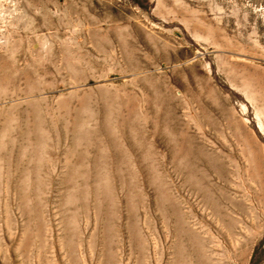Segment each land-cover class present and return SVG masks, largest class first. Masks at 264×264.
I'll return each mask as SVG.
<instances>
[{
  "label": "rangeland",
  "instance_id": "374dc122",
  "mask_svg": "<svg viewBox=\"0 0 264 264\" xmlns=\"http://www.w3.org/2000/svg\"><path fill=\"white\" fill-rule=\"evenodd\" d=\"M206 55L264 124V0H0V264H264V140Z\"/></svg>",
  "mask_w": 264,
  "mask_h": 264
},
{
  "label": "bare ground",
  "instance_id": "6f19581e",
  "mask_svg": "<svg viewBox=\"0 0 264 264\" xmlns=\"http://www.w3.org/2000/svg\"><path fill=\"white\" fill-rule=\"evenodd\" d=\"M202 49L203 48L200 49L201 53L205 54L207 51ZM205 58L208 62L207 65L211 73L217 77L218 82L224 86L227 92L233 97V101L237 109L240 110L244 118L254 126L255 130L262 135V139L264 140V124L262 123L260 116L256 113V111L253 110V107H251L250 103L245 99L243 93L240 90L230 85V83L228 84L223 77L219 76L214 65V61L212 60L213 58H211L209 55H206Z\"/></svg>",
  "mask_w": 264,
  "mask_h": 264
}]
</instances>
